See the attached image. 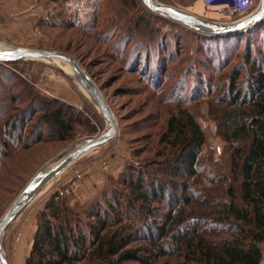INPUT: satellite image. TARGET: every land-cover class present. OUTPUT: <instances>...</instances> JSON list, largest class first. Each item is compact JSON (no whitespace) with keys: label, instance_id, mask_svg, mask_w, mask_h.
Returning <instances> with one entry per match:
<instances>
[{"label":"rangeland","instance_id":"1","mask_svg":"<svg viewBox=\"0 0 264 264\" xmlns=\"http://www.w3.org/2000/svg\"><path fill=\"white\" fill-rule=\"evenodd\" d=\"M156 1L201 19L222 24L232 23L250 15L259 4V0H253L251 8L244 14L223 17L218 15L213 7L198 10L199 0ZM122 2L121 0H35L36 5H43L41 12L46 14L45 17L38 19L33 26L21 24L18 27L13 25L0 28V46L57 51L79 62L100 90L118 126L116 139L88 152L68 166L7 226L2 235L1 245L8 264H18L16 252L20 246L22 251L19 264H26L37 229L38 216L55 193L64 194L71 206L77 205L79 210L86 212L91 202L96 197H100L105 188L111 190L117 187L119 177L128 164L137 163L146 166L150 162L165 161V157H157L161 154L157 147L158 141L168 118L162 100L183 80V83L187 82V89L183 93L185 95L190 93V80L184 78L188 77L187 73L190 69L193 72L194 66L198 65L197 58H200L196 48L201 43L196 34L205 33L198 31L194 33L183 28L182 25L173 27L170 20L158 14L150 18L146 15L148 12L140 0L125 2L122 0ZM1 3L6 8L12 4L11 0H2ZM92 13L97 15V23L90 35L88 31L83 30L82 23L89 18V15L91 17ZM138 17L145 19L144 24L142 29L133 33L134 22ZM43 19L47 22L52 20L58 22L62 19L64 23L74 22L76 27L43 26L39 24ZM144 26H148V32L154 33L157 44L153 45L152 58L156 59L158 51L164 56V61L160 65L162 69L159 68L160 72L158 70L161 77L158 81H156L158 75L156 79L152 75L154 69L141 71L142 67H138L140 61H131L134 58L133 53L139 47L137 44L146 40L143 35L146 31ZM162 44H165V49L162 48ZM241 47L242 45L240 48L236 46L231 50L229 60L220 70H217V65L213 63V72L205 70V76L211 78L213 85L222 78L225 79L239 64L243 65V73L246 74L248 70L243 64L244 50ZM217 48L218 45L212 49L214 51ZM129 50H132L129 52L132 57L128 53ZM73 74V70L68 65L50 61L23 60L14 66L7 65L6 68L0 66V219L41 170L73 148L89 139L97 138L104 132L105 121L96 107L84 96L83 90L79 89L73 80ZM195 74H191L189 79H194ZM153 86H157L158 89H154ZM34 96L37 98L35 103L38 106L32 110L35 112L34 122L40 118L41 107L44 106L45 100L53 101V104H49L52 110L57 109L61 104L67 106L70 113L77 116L70 139L58 141L55 137L47 138L49 134L54 135L47 126L39 132L35 123H29L28 128L26 122L20 120L21 113L29 109L28 102ZM11 98H14L13 101ZM197 100L193 101V108L197 123L205 135L201 156L207 161L206 167L211 161L220 168L215 172L216 175L224 174L228 165L224 154V143L217 135L216 122L209 115L207 102ZM4 119L7 120L5 123ZM39 133L42 140L39 139L41 142L36 143ZM30 139L32 142H28ZM23 143L28 147L23 148ZM195 188L199 196L186 211L188 227L183 232L185 239L196 237L210 244L231 241L232 237L224 226H218L210 216L211 212L221 210L226 203L223 196L224 184H212L203 173L199 176ZM94 195L95 197L91 199ZM81 217L85 219L86 215ZM75 264L96 263L86 259ZM154 264L189 263L180 257H164ZM261 264H264V255Z\"/></svg>","mask_w":264,"mask_h":264},{"label":"trees","instance_id":"2","mask_svg":"<svg viewBox=\"0 0 264 264\" xmlns=\"http://www.w3.org/2000/svg\"><path fill=\"white\" fill-rule=\"evenodd\" d=\"M147 12L150 18L156 16ZM97 15L92 13L82 23L83 30L90 35ZM144 20L137 18L133 33L142 29ZM55 21L43 19L39 24L76 27L74 22ZM170 22L173 27L180 26ZM147 27L144 26L143 34L146 40L137 44L139 47L131 61H140L141 71L154 69L152 75L154 79L158 75V81L164 56L158 51L156 59L152 58L153 45L157 44L154 33L148 32ZM196 35L201 43L196 48L200 58L193 72L190 69L188 77L184 78L190 80V93H183L187 89V82L183 80L162 100L168 118L158 141L161 154L157 157H165V161L150 162L146 166L128 164L117 187L105 188L86 212L79 210L77 205L71 206L64 194L55 193L38 216L26 264H75L86 259L96 264H154L164 257H180L189 264L261 263L260 246L264 244V21L234 34ZM217 45L214 52L212 48ZM241 45L246 74L239 64L225 79L213 85L204 73L213 72L212 63L220 70L229 60L231 50ZM162 48H166L165 44ZM19 63H0V66L6 68ZM193 73H196L194 79H189ZM153 88L158 89L157 86ZM35 99L34 96L29 100V109L21 113L20 120L26 122L27 127L35 123L39 132L47 126L54 134L47 138L70 139L77 116L61 104L52 110L49 104L53 101L45 100L41 116L34 122L32 110L38 108ZM196 99L207 102L209 115L216 122L217 135L224 143L228 162L224 174L216 175L220 168L211 161L206 167L207 161L201 156L205 135L193 108ZM36 138V143L41 142V133ZM27 147L23 143V148ZM203 173L212 184H224L226 203L210 216L218 226H224L231 241L210 244L200 238L186 240L184 237L183 232L188 227L186 211L199 196L195 186ZM84 214L86 220L81 217Z\"/></svg>","mask_w":264,"mask_h":264},{"label":"water","instance_id":"3","mask_svg":"<svg viewBox=\"0 0 264 264\" xmlns=\"http://www.w3.org/2000/svg\"><path fill=\"white\" fill-rule=\"evenodd\" d=\"M144 7L153 14H158L168 20L182 25L188 29L213 36L234 34L254 27L264 21V0H259L255 11L238 21L222 24L201 19L181 9L158 3L156 0H141ZM53 60L59 59L68 63L74 70L73 80L88 96L90 102L96 107L106 123L104 132L94 139H89L76 148L58 165L41 170L33 180L23 189L16 200L10 205L0 219V264H8L2 250L1 239L7 226L17 217L19 212L26 207L35 196L54 178L61 174L68 166L88 152L101 148L118 136L117 122L106 100L94 83L91 76L84 70L79 62L67 54L57 51L32 50L12 48L9 51L0 50V63L18 62L23 60Z\"/></svg>","mask_w":264,"mask_h":264},{"label":"crops","instance_id":"4","mask_svg":"<svg viewBox=\"0 0 264 264\" xmlns=\"http://www.w3.org/2000/svg\"><path fill=\"white\" fill-rule=\"evenodd\" d=\"M1 2L2 0H0V28H3L4 26L12 27L13 25L18 27V25L20 26L21 24L24 26H27L26 24L33 26L38 19L46 16L44 12H41L43 10V5H36L35 0H11L12 4L9 8L3 7ZM230 2L231 0H218L217 5L229 4ZM198 3V10L206 8L203 0H199ZM12 29L10 30L13 31ZM95 195L91 197V199L94 198ZM263 247L264 244L261 246L262 259L264 255Z\"/></svg>","mask_w":264,"mask_h":264},{"label":"built area","instance_id":"5","mask_svg":"<svg viewBox=\"0 0 264 264\" xmlns=\"http://www.w3.org/2000/svg\"><path fill=\"white\" fill-rule=\"evenodd\" d=\"M206 7L215 8L218 15L223 17L240 16L253 4V0H231L229 4L217 5L218 0H203Z\"/></svg>","mask_w":264,"mask_h":264},{"label":"bare ground","instance_id":"6","mask_svg":"<svg viewBox=\"0 0 264 264\" xmlns=\"http://www.w3.org/2000/svg\"><path fill=\"white\" fill-rule=\"evenodd\" d=\"M252 14V13H251ZM249 16V15H248ZM12 48H8V47H5V46H0V50H2V51H9V50H11ZM34 61V60H33ZM36 61H41V62H46V61H50V62H54L55 64H60V63H64V64H66V65H68L72 70H73V68L68 64V63H66V62H64V61H61V60H59V59H53V60H47V59H42V60H36ZM73 73H74V70H73ZM74 76H75V73L73 74ZM79 86V85H78ZM79 89H81L82 90V88L79 86ZM84 92V91H83ZM84 94V96L88 99V96L86 95V93L84 92L83 93ZM73 150H74V148L72 149V150H70L69 152H67L65 155H63L62 157H60L57 161H55V162H53L52 164H50L49 166H48V168H52V167H54V166H56V165H58L62 160H64L67 156H69L72 152H73ZM22 245V244H21ZM22 251V247L20 246V247H18V249H17V252H16V258H18V260H17V263L19 264V259H20V252Z\"/></svg>","mask_w":264,"mask_h":264}]
</instances>
